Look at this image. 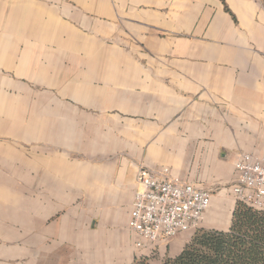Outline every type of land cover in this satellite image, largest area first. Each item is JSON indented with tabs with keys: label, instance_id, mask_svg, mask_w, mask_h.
I'll return each instance as SVG.
<instances>
[{
	"label": "crops",
	"instance_id": "0c3cea01",
	"mask_svg": "<svg viewBox=\"0 0 264 264\" xmlns=\"http://www.w3.org/2000/svg\"><path fill=\"white\" fill-rule=\"evenodd\" d=\"M264 156V0H0V264H163L137 247L139 167L211 191ZM156 246V247H155Z\"/></svg>",
	"mask_w": 264,
	"mask_h": 264
},
{
	"label": "built area",
	"instance_id": "2783aa9c",
	"mask_svg": "<svg viewBox=\"0 0 264 264\" xmlns=\"http://www.w3.org/2000/svg\"><path fill=\"white\" fill-rule=\"evenodd\" d=\"M233 168L234 203L264 211V156L239 153ZM136 182L139 189L134 192L127 225L139 238L137 247L144 246V242H167L179 233L201 228L211 202L209 189L171 176L167 167H139Z\"/></svg>",
	"mask_w": 264,
	"mask_h": 264
},
{
	"label": "trees",
	"instance_id": "16d2710c",
	"mask_svg": "<svg viewBox=\"0 0 264 264\" xmlns=\"http://www.w3.org/2000/svg\"><path fill=\"white\" fill-rule=\"evenodd\" d=\"M163 264H264V211L236 202L228 229L195 230L180 254Z\"/></svg>",
	"mask_w": 264,
	"mask_h": 264
},
{
	"label": "bare ground",
	"instance_id": "6f19581e",
	"mask_svg": "<svg viewBox=\"0 0 264 264\" xmlns=\"http://www.w3.org/2000/svg\"><path fill=\"white\" fill-rule=\"evenodd\" d=\"M133 231V230H132ZM156 247V246H155Z\"/></svg>",
	"mask_w": 264,
	"mask_h": 264
},
{
	"label": "rangeland",
	"instance_id": "374dc122",
	"mask_svg": "<svg viewBox=\"0 0 264 264\" xmlns=\"http://www.w3.org/2000/svg\"><path fill=\"white\" fill-rule=\"evenodd\" d=\"M236 204V203H235ZM202 228V227H201Z\"/></svg>",
	"mask_w": 264,
	"mask_h": 264
}]
</instances>
